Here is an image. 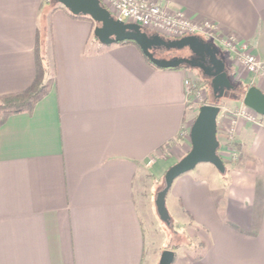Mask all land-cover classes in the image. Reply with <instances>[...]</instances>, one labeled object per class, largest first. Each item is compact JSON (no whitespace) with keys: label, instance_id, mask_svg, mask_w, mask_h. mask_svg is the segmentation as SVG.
Instances as JSON below:
<instances>
[{"label":"crops","instance_id":"crops-1","mask_svg":"<svg viewBox=\"0 0 264 264\" xmlns=\"http://www.w3.org/2000/svg\"><path fill=\"white\" fill-rule=\"evenodd\" d=\"M159 1L249 43L264 63V0ZM41 19L53 85L0 124V264H154L144 180L190 149L180 137L188 69L153 67L132 44L101 45L88 20L42 0H0V97L33 82ZM219 58L231 81V55ZM238 77L264 93V78ZM234 131L224 176L198 164L166 196L188 237L175 264H264V125L236 119Z\"/></svg>","mask_w":264,"mask_h":264},{"label":"water","instance_id":"water-1","mask_svg":"<svg viewBox=\"0 0 264 264\" xmlns=\"http://www.w3.org/2000/svg\"><path fill=\"white\" fill-rule=\"evenodd\" d=\"M73 15L87 16L94 22L93 36L101 45H111L123 40L136 43L143 55L157 68L169 69L188 66L201 71L210 79L212 93L216 99L223 98L234 87L225 71V64L219 58V50L210 41L196 35L178 39H165L159 34H147L143 28L132 22L115 19L99 0H55ZM187 50L189 57L161 59L153 55L152 50ZM242 104L256 114L264 116V93L256 86L246 89ZM220 107L205 104L189 127V151L175 164L170 166L163 177V187L154 199L155 211L159 219L170 225V215L166 207V196L176 178L190 172L198 164H211L220 174L225 172L223 159L218 154L217 116ZM175 259L173 250L166 249L160 254L158 264H172Z\"/></svg>","mask_w":264,"mask_h":264},{"label":"rangeland","instance_id":"rangeland-1","mask_svg":"<svg viewBox=\"0 0 264 264\" xmlns=\"http://www.w3.org/2000/svg\"><path fill=\"white\" fill-rule=\"evenodd\" d=\"M42 2L44 4H47V3H51L52 1L42 0ZM101 3L106 9H110L106 1L101 0ZM145 29H146V33L149 35L159 34L162 37L167 38V39H174V36H177L179 34V33H169L165 31H156L149 27H146ZM179 35H182V34H179ZM202 38L205 39L204 37ZM215 46L219 48L221 58L222 57L224 58V54L226 52L231 55L232 57L231 65L233 66V69L235 71L234 75L232 76L231 82L233 83V85L238 87V90H240L241 92H245L247 89V86L239 82L238 76H240L241 73H244L246 71L244 70L242 66H240V69L238 68L236 64H240V63L235 58V55L232 52H230L227 48L220 47L216 44ZM162 55L163 57L168 59L174 56L188 57L189 53L185 50H175L174 49V50H166L164 54ZM187 80L191 84L192 92H193L192 98H190L189 101L186 100L187 101L186 104L189 107L188 112L191 117L190 119L185 121L180 137L183 138V140L186 143L188 142L189 144L190 143L189 142V127L192 121L194 120L199 107L205 104L214 103V104H217L221 110V117L219 118V137H218L219 143L223 147L228 146V145L232 147L231 144H233V139H235V131H234L235 130V120L241 119L248 123L253 124V122H250L248 120L249 116L253 115L252 112L249 109L245 108V106L242 104V99L239 97L238 93H228L225 97L216 99L212 93V89L210 86V79L205 78L202 75L201 71L198 69H188ZM262 120H264L262 117L261 119H257V121L259 122H262ZM185 137H187L188 139ZM181 151L182 150L180 148V152ZM165 157L167 159L172 158L171 155L169 154H167ZM229 160H226L227 162L226 163L227 164L226 173L228 172V169L230 167L228 163ZM165 172L162 173L159 177H156L155 175L151 174L152 176H149V178H145L144 180L145 184L143 188V196L146 199L143 223L145 225V230L147 232L146 235L148 238V248L154 260V264H158L160 254L163 250L172 249L176 254L177 251H180L186 248L185 244L188 242V237L184 235L182 231V227L177 222H175L177 219L173 218L175 215L174 213H171L172 214L171 215L169 212L173 220H172L171 225H166L159 219V217L156 215L155 210H154L153 199H155L156 193L163 187V177H164ZM167 208L170 209V206L167 205ZM172 264H175V260Z\"/></svg>","mask_w":264,"mask_h":264},{"label":"built area","instance_id":"built-area-1","mask_svg":"<svg viewBox=\"0 0 264 264\" xmlns=\"http://www.w3.org/2000/svg\"><path fill=\"white\" fill-rule=\"evenodd\" d=\"M101 3V0H99ZM106 1L110 9H107L115 18L122 21L132 22L140 25L143 29L146 27L156 31H165L169 33H179L182 35L174 36L178 39L184 36L196 35L204 37L213 44L227 48L235 55V58L241 64H236L244 68L246 73L264 78V63H262L252 52L251 45L247 42H237L233 36H224L218 34L217 28L210 22L204 21L195 23L191 21L181 10H168L159 0H103ZM102 4V3H101ZM103 5V4H102ZM201 37V38H202ZM187 101L193 96L192 86L188 80L185 81ZM247 108V107H245ZM249 109V108H247ZM252 116L248 120L253 124H262L257 121L262 116L256 114L253 110ZM259 122V123H258ZM187 132V131H186ZM188 133V132H187ZM224 154L220 155L222 159L233 160L236 156L235 150L224 146Z\"/></svg>","mask_w":264,"mask_h":264},{"label":"trees","instance_id":"trees-1","mask_svg":"<svg viewBox=\"0 0 264 264\" xmlns=\"http://www.w3.org/2000/svg\"><path fill=\"white\" fill-rule=\"evenodd\" d=\"M51 1H52L51 3L45 4L48 6V12H52V11L60 8V9H63L65 12H67L69 14V16H71L72 18L86 19L91 23L92 33H93L94 22L92 19H90L87 16H83V15H73L68 10H66L65 8L60 6L55 0H51ZM143 30L146 32V29H143ZM46 32L47 31H46V25H45L44 19H41L39 26L36 30V35H35V46H34V62H35V70H36L35 71V78H34L33 82L31 83V85L27 89H25L24 91L19 92V93H15V94L4 95V96L0 97V124L9 115L24 113V112H30L33 109V107L35 106V104L41 98H43L48 93V91L51 89V87L53 85V78L48 76V73H47L48 63H47V59L45 57ZM94 39H96V38L94 37ZM165 39H167V38H165ZM117 44H132V45L136 46L139 49V51L141 52L145 61L147 63H149L150 65H152L153 67H156L149 61V59H147L143 55L142 51L136 45L135 42L130 41V40H123V41L118 42ZM166 50L167 49H165V48H157L155 50H152V52H153V55L157 58L167 59V58L163 57V55H162V54H164V52ZM219 54H220V51H219ZM175 57H178V56H174V57H171L168 59H172ZM181 67L186 68V69H192L188 66H181ZM205 78H207V77H205ZM233 87L234 88L231 91L227 92V94L228 93H238L239 97L242 99L245 92H241L240 90H238V87L235 85H233ZM211 104H214V103H211ZM223 163L225 165V172L223 174H221L222 176H224L226 174V171H227L226 160L223 159ZM171 224H172V217L170 216V225Z\"/></svg>","mask_w":264,"mask_h":264},{"label":"flooded vegetation","instance_id":"flooded-vegetation-1","mask_svg":"<svg viewBox=\"0 0 264 264\" xmlns=\"http://www.w3.org/2000/svg\"><path fill=\"white\" fill-rule=\"evenodd\" d=\"M190 56V53H189V55H188V57Z\"/></svg>","mask_w":264,"mask_h":264}]
</instances>
